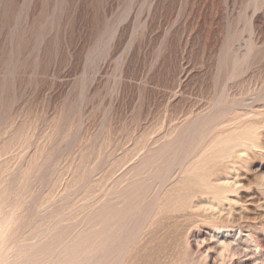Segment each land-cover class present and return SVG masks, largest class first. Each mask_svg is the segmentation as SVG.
<instances>
[{"label": "rangeland", "instance_id": "374dc122", "mask_svg": "<svg viewBox=\"0 0 264 264\" xmlns=\"http://www.w3.org/2000/svg\"><path fill=\"white\" fill-rule=\"evenodd\" d=\"M121 263L264 264V0H0V264Z\"/></svg>", "mask_w": 264, "mask_h": 264}, {"label": "bare ground", "instance_id": "6f19581e", "mask_svg": "<svg viewBox=\"0 0 264 264\" xmlns=\"http://www.w3.org/2000/svg\"><path fill=\"white\" fill-rule=\"evenodd\" d=\"M193 125V124H192ZM194 126V125H193ZM194 128V127H193ZM197 130V129H196ZM189 135V134H188ZM217 136V135H216ZM191 137V136H190ZM197 137V136H196ZM189 139V138H188ZM213 139H215V138H213ZM219 140H220V138H219ZM245 140H248V141H251L250 143H248V142H246ZM186 141V140H185ZM213 141V140H212ZM188 142V141H187ZM196 142V141H195ZM192 143V142H191ZM216 144H218L217 146H216V148H215V150H214V152H213V155L211 154V156L208 158V159H206L205 161H201V162H199V164H194V166L193 167H191L188 171H186V172H188L187 174H186V176H184L183 178H181L180 179V181L178 182V185H177V187H176V189H177V191H178V197H180V203H181V205H186V202H187V200L189 199V198H191V197H193L194 198V196H196L197 194L198 195H201V194H211L212 195V199H220V200H225V201H228L229 199H228V197H227V195H226V186L227 185H229L228 183L230 182L229 180H228V182L227 181H222L223 179L225 180V177L224 176H222L223 177V179H221V181H219V179H215V180H212L211 178H210V176L213 174V165H215L216 164V162H218L219 160H221V159H224V158H231V161H233L232 160V158L234 159H238V158H240V157H242L244 154H245V152H247V150H248V148H249V146L251 145V144H255V143H253L252 142V139H250L249 138V136H247V135H242V136H235V135H231V136H228V137H225V138H222L220 141H218V143H216ZM211 146H212V144H211ZM189 148V147H188ZM211 148V147H210ZM187 149V148H186ZM189 150V149H188ZM203 151V150H202ZM189 152V151H188ZM184 153V152H183ZM182 153V154H183ZM209 153V155H210V151L208 152ZM188 155L186 154V156L185 157H187ZM202 155L200 154V157H201ZM199 157V158H200ZM199 158H197V159H199ZM145 159V158H144ZM202 159V158H201ZM200 159V160H201ZM186 161V160H185ZM192 162V161H191ZM190 162V163H191ZM145 163V162H144ZM180 163V162H179ZM232 163V162H231ZM142 164V163H141ZM193 164V163H192ZM153 166V165H152ZM179 167H180V165H179ZM178 167V168H179ZM130 168V167H129ZM186 168V167H185ZM230 168V167H229ZM165 169V168H164ZM169 169H171V168H169ZM180 170V169H179ZM182 170H183V167H182ZM185 171V170H184ZM147 174V173H146ZM184 174V173H183ZM160 175V174H159ZM166 175H167V173H166ZM165 175V176H166ZM164 178H168L167 176L166 177H164ZM163 179V178H162ZM127 180V179H126ZM164 181L166 180L167 181V179H163ZM99 181V180H98ZM163 182H161V184H162ZM169 183V182H168ZM152 185V184H151ZM153 186V185H152ZM159 186V185H158ZM157 186V187H158ZM162 186L164 187V184H162ZM161 187V186H160ZM160 187H158V188H160ZM163 187H161V188H163ZM109 188V187H108ZM160 188V189H161ZM230 188V187H229ZM228 189V188H227ZM157 190V189H156ZM229 190V189H228ZM155 192H157V191H155ZM162 192V191H161ZM160 192V193H161ZM228 192V191H227ZM229 192H231V189L229 190ZM229 192H228V194H229ZM106 193V192H105ZM130 193V192H129ZM159 193V192H158ZM133 196V195H132ZM230 196V195H229ZM173 197V196H172ZM196 197H198V196H196ZM4 198V197H3ZM163 198H165V195H164V197ZM177 198V197H176ZM204 198V197H203ZM144 199V198H143ZM211 199V197H210V200H212ZM231 199V198H230ZM174 200H176V199H174ZM197 200H200V199H197ZM206 200V199H205ZM105 201V200H104ZM139 201V200H138ZM144 202H145V200H143ZM209 201V200H208ZM230 201V200H229ZM149 202V201H148ZM193 202H195V201H193ZM207 202V201H206ZM147 203V202H146ZM154 203V202H153ZM190 203V202H189ZM208 203V202H207ZM218 203H219V200H218ZM221 203L222 204H224V202H220V205H221ZM230 203V202H229ZM112 204V203H111ZM114 204V203H113ZM149 204V203H148ZM171 204V203H170ZM196 204V203H195ZM208 204H210V203H208ZM214 204V203H213ZM212 204V205H213ZM225 204H227V202H225ZM99 205V204H98ZM106 205V204H105ZM151 205V204H150ZM162 205V204H161ZM211 205V206H212ZM213 206H216L217 208L219 207V206H217V205H213ZM223 206V205H222ZM143 207H145V206H143ZM148 207V206H147ZM154 207V206H153ZM197 207V206H196ZM200 207V206H199ZM198 207V208H199ZM204 207V206H203ZM221 207V206H220ZM109 208H110V206H109ZM174 208V207H173ZM210 208V207H209ZM200 209V208H199ZM213 209V208H212ZM100 210V209H99ZM147 210V209H146ZM149 210V209H148ZM206 210H208V208L206 209ZM93 211V210H92ZM152 211V210H151ZM131 212V211H130ZM112 213V212H111ZM196 213V212H195ZM194 213V214H195ZM206 213V212H205ZM130 214V213H129ZM193 213H192V215H194ZM87 215H89V214H87ZM191 215V214H190ZM191 215V216H192ZM198 214L196 213V216H197ZM204 215V214H203ZM198 216H200V215H198ZM194 217V216H193ZM124 218V217H123ZM202 218H204V217H202ZM206 218V217H205ZM212 218V217H211ZM87 219V218H86ZM133 219V218H132ZM210 219V218H209ZM123 220V219H122ZM206 220H207V218H206ZM90 221V220H89ZM140 221V220H139ZM202 221V220H201ZM138 222V221H137ZM142 222V221H141ZM139 223V222H138ZM96 224V223H95ZM229 226H231L232 227V225H229ZM134 227V226H133ZM224 227H225V225H224ZM127 228H128V226H127ZM230 228V227H229ZM237 228H239V227H237ZM113 229V228H112ZM124 229V228H123ZM125 230V229H124ZM111 231V230H110ZM213 231V230H212ZM218 231V230H217ZM238 232H240V230H237ZM87 233V232H86ZM112 234V233H111ZM134 234V233H133ZM220 234V233H219ZM238 234V233H237ZM216 235V234H215ZM240 235V234H239ZM243 235V234H242ZM229 236V235H228ZM244 236V235H243ZM105 237H106V235H105ZM224 237V236H223ZM240 237V236H239ZM247 237H248V235H246L245 234V237H244V239H243V237L241 238L240 237V239H234V241L233 242H228L227 244H226V247L227 248H229V249H227V250H230V249H237L238 251L240 250V251H244L245 253H246V251H247V249H250V247L249 248H243L242 247V244L243 243H245L246 241H247ZM135 238V237H134ZM213 238V237H212ZM215 238V237H214ZM232 238V237H231ZM103 239H105V238H103ZM107 239L109 240V238L107 237ZM225 239H226V237H225ZM249 239V238H248ZM218 240V239H217ZM220 240V239H219ZM79 242V241H78ZM223 242H225V241H223ZM113 243V242H112ZM248 243V242H247ZM64 244V243H63ZM245 245V244H244ZM243 245V246H244ZM82 246H84V244L82 245ZM249 246V245H248ZM81 247V246H80ZM124 247V246H123ZM110 248V247H109ZM76 250H77V248H75ZM98 249H100V248H98ZM233 249H232V251H233ZM79 250H80V248H79ZM82 252H84V250H81ZM97 252V251H96ZM68 253V252H67ZM71 253V252H70ZM73 253H74V251H73ZM73 253H71V254H73ZM77 253H78V251H77ZM153 253V252H152ZM155 253V252H154ZM156 253H158V252H156ZM241 253V252H240ZM239 253V254H240ZM244 253V254H245ZM251 253V252H250ZM83 254V253H82ZM86 254V253H85ZM249 254V253H248ZM253 254V253H252ZM69 255V254H68ZM81 254H79V255H77V256H80ZM121 255V254H120ZM156 255V254H155ZM155 255H153V256H155ZM76 256V257H77ZM82 256V255H81ZM245 256V255H244ZM251 255H249V257L248 258H252V256L250 257ZM158 257V256H157ZM60 258V257H59ZM75 258V257H74ZM153 258V260H156V259H154V257H152ZM76 259H78V258H76ZM90 259V258H89ZM88 259V260H89ZM116 259V258H115ZM173 259V258H172ZM152 260V261H153ZM255 260V259H254ZM181 261V260H180ZM155 262V261H154ZM112 263V262H111ZM246 263V262H245ZM122 264V263H121Z\"/></svg>", "mask_w": 264, "mask_h": 264}]
</instances>
